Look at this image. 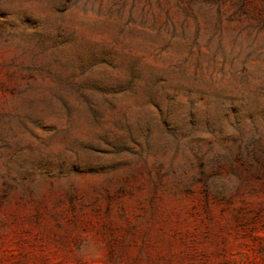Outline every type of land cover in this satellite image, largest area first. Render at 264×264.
<instances>
[{"label":"rangeland","instance_id":"374dc122","mask_svg":"<svg viewBox=\"0 0 264 264\" xmlns=\"http://www.w3.org/2000/svg\"><path fill=\"white\" fill-rule=\"evenodd\" d=\"M178 2L0 0V264H264V0Z\"/></svg>","mask_w":264,"mask_h":264},{"label":"trees","instance_id":"16d2710c","mask_svg":"<svg viewBox=\"0 0 264 264\" xmlns=\"http://www.w3.org/2000/svg\"><path fill=\"white\" fill-rule=\"evenodd\" d=\"M155 1L157 4V8L160 11L159 15H155L153 14L154 17V21H156L155 16L157 17H161V13H164V17H163V22L160 23V25L158 26V31L162 32V31H167V32H171V37L174 38L177 32V23L173 17V15L171 14V9L172 6H170V0H146V3L148 4V6L150 7V11H152V2ZM177 1H181V0H177ZM178 2V3H179ZM178 9L181 10L184 15H185V19L184 21L181 23L180 28H181V33L184 35L186 33V29H187V19L188 16H192L195 20H197L196 16L194 15V11H193V7L191 6H178ZM122 10V9H121ZM155 15V16H154ZM198 31L199 28L198 26L196 27V36L198 35ZM196 43V40L195 42ZM240 74L242 77H245L247 75V68L245 63L242 64V67L240 69ZM68 84V82H67ZM108 93H104L103 96V103H110L109 100L107 99ZM83 103H84V107L86 108V111L89 112L94 118H96L95 120L100 119L101 114H99V105L89 99V97H87V95H83ZM232 115L236 116L237 113L235 110L231 111ZM72 111H68L67 112V116L69 117V119L72 117ZM87 145H81L80 147L82 148H87ZM75 156L78 158V153L75 151L74 152Z\"/></svg>","mask_w":264,"mask_h":264}]
</instances>
